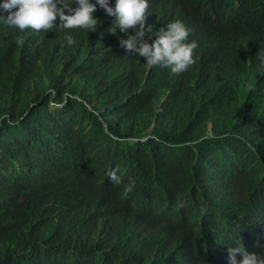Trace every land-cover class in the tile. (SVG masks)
Returning <instances> with one entry per match:
<instances>
[{"label": "trees", "instance_id": "1", "mask_svg": "<svg viewBox=\"0 0 264 264\" xmlns=\"http://www.w3.org/2000/svg\"><path fill=\"white\" fill-rule=\"evenodd\" d=\"M207 2L158 0L147 17L190 30L181 74L126 56L132 30L108 32L99 7L89 32L0 21V264H227L239 241L264 252V23Z\"/></svg>", "mask_w": 264, "mask_h": 264}, {"label": "clouds", "instance_id": "2", "mask_svg": "<svg viewBox=\"0 0 264 264\" xmlns=\"http://www.w3.org/2000/svg\"><path fill=\"white\" fill-rule=\"evenodd\" d=\"M156 4L158 0H0V21L21 31H39L52 28L58 19L59 25L66 29L83 28L89 32L96 30L98 20L94 13L99 7L107 16L114 17L108 32L132 30L126 39L119 40L126 56L143 58L149 69L158 66L181 74L195 63L193 50L197 43L188 41L190 30L179 19L154 31L153 25L146 21L147 17L159 20ZM203 12L235 21L255 15L264 23V0H208ZM66 41L69 45L76 43L71 35L66 36ZM260 52L264 55V49ZM50 91L54 97L55 90ZM70 95L65 93L64 103ZM55 106L63 107V103ZM0 120L12 123L6 113L0 114ZM148 138L143 136L144 140ZM107 176L111 182L120 183L117 168L111 169ZM227 264H264V252H247L239 241L238 245L227 247Z\"/></svg>", "mask_w": 264, "mask_h": 264}, {"label": "bare ground", "instance_id": "3", "mask_svg": "<svg viewBox=\"0 0 264 264\" xmlns=\"http://www.w3.org/2000/svg\"><path fill=\"white\" fill-rule=\"evenodd\" d=\"M242 55H244V54H242ZM241 56V55H240ZM254 59V58H253ZM258 59V58H257ZM246 61V60H245ZM258 61V60H257ZM257 66V65H256Z\"/></svg>", "mask_w": 264, "mask_h": 264}]
</instances>
